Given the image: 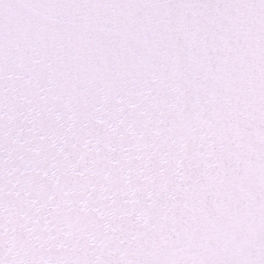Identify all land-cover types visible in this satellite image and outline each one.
Segmentation results:
<instances>
[{"label": "water", "instance_id": "water-1", "mask_svg": "<svg viewBox=\"0 0 264 264\" xmlns=\"http://www.w3.org/2000/svg\"><path fill=\"white\" fill-rule=\"evenodd\" d=\"M0 264H264V0H0Z\"/></svg>", "mask_w": 264, "mask_h": 264}]
</instances>
